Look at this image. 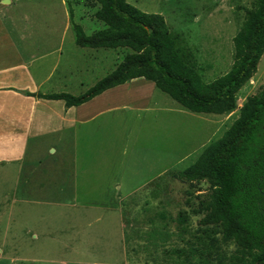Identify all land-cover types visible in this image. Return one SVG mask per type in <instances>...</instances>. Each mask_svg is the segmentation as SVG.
Instances as JSON below:
<instances>
[{
    "label": "rangeland",
    "instance_id": "rangeland-1",
    "mask_svg": "<svg viewBox=\"0 0 264 264\" xmlns=\"http://www.w3.org/2000/svg\"><path fill=\"white\" fill-rule=\"evenodd\" d=\"M253 1L128 0L162 15L172 31L182 33L206 82L232 68L233 39ZM97 9L96 0H0V62H22L38 81L58 63L40 91L86 93L129 51L76 43L74 24L87 35L105 28L95 17ZM65 74L72 80H62ZM128 84L113 97V110L86 121L92 123L81 128L84 133L77 135L81 125H67V134L44 138L61 156L52 165L64 173L53 189L32 192L29 201L21 198L26 214L19 219L12 217L19 208L18 171L0 166V264H218L227 253L219 231L199 229L202 215L214 206L212 182L181 173L224 137L247 98L264 88V55L230 114L191 112L144 78ZM45 102L58 112L64 101ZM40 158L34 166H48L46 155ZM68 168L74 169L70 175ZM182 210L191 215L187 223L179 218ZM150 226L160 235L150 234Z\"/></svg>",
    "mask_w": 264,
    "mask_h": 264
},
{
    "label": "trees",
    "instance_id": "trees-1",
    "mask_svg": "<svg viewBox=\"0 0 264 264\" xmlns=\"http://www.w3.org/2000/svg\"><path fill=\"white\" fill-rule=\"evenodd\" d=\"M96 3L95 17L105 28L87 35L81 24H74L76 43L85 48L129 51L115 69L80 96L27 95L63 100L67 107H74L144 78L191 112L223 115L238 108V94L255 76L264 55V0H254L246 8L243 24L233 39V66L212 82L205 81L195 54L183 43L185 37L172 31L162 15L144 12L128 0ZM70 18L73 22V14ZM181 175L197 182L208 180L214 186V206L202 215L199 229L214 234L219 231L223 236L220 242L227 245V253L218 264H264V88L247 98L224 137L209 144ZM46 182L38 181L34 192L46 187ZM181 214L182 223H187L191 215L185 210ZM146 229L154 236L161 232L155 226Z\"/></svg>",
    "mask_w": 264,
    "mask_h": 264
},
{
    "label": "crops",
    "instance_id": "crops-1",
    "mask_svg": "<svg viewBox=\"0 0 264 264\" xmlns=\"http://www.w3.org/2000/svg\"><path fill=\"white\" fill-rule=\"evenodd\" d=\"M2 33H4L3 29ZM102 65L100 58V66ZM57 68L58 63L49 70V76L47 75L43 80L41 78L38 81L29 73L27 66H24L22 62H0V166H2L1 169L3 170L7 169V167H14L16 172L18 171L16 181L19 186L16 191L21 190L23 195H20V198H17L19 202L15 203L19 208L14 210L12 217L16 219L26 214L21 208L22 202L20 201H23L21 198L24 196L28 198V201L32 200L30 198H32V192L38 188L36 187L38 181H47L46 187H41L42 190L53 189L55 184L59 182L56 178L57 175L64 173L62 171L56 172V166L55 164L53 166L52 163L61 156L52 145L45 144L46 139L44 138L52 137L57 132L65 131L67 125L68 128L81 125L77 135L79 136L81 131L84 133L85 130L83 131L81 128L88 123H92L86 121H96L100 116L113 110L112 106L115 105L113 97L120 93L118 89L120 87L127 89L129 85V82H127L117 88L109 89L76 108H66V103L62 100V107L58 112H55L45 102L44 98L29 96L26 92L46 94V91L41 92L40 88L47 86L48 82L54 77ZM71 77V75L69 77V74L68 76L65 74L62 80H72ZM136 80L138 79L132 81ZM55 85H57L56 81H54L53 88H55ZM45 107H49L50 111L45 109ZM74 110L77 112H73ZM83 117L84 119L81 120ZM96 126L95 137L99 135L98 125ZM67 133L65 131L64 135ZM44 154L46 155L45 162L48 163V166L50 163V168L45 166L43 161H40L43 163L41 164L42 166H34L33 163L41 159L40 157L44 156ZM61 166L64 167L65 164ZM64 170L70 175L74 169L68 168ZM69 175L63 180L64 183L70 179ZM22 179H25V181L22 182ZM22 183L25 186H22ZM15 213L19 215L15 216Z\"/></svg>",
    "mask_w": 264,
    "mask_h": 264
}]
</instances>
